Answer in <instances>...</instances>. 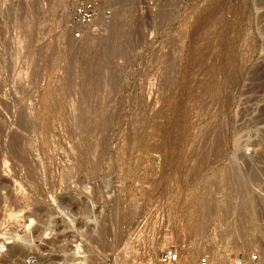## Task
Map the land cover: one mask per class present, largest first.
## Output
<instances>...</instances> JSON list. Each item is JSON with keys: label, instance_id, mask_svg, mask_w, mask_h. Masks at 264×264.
Instances as JSON below:
<instances>
[{"label": "rangeland", "instance_id": "rangeland-1", "mask_svg": "<svg viewBox=\"0 0 264 264\" xmlns=\"http://www.w3.org/2000/svg\"><path fill=\"white\" fill-rule=\"evenodd\" d=\"M261 27L264 0H0V235L36 226L6 264L77 240L86 264H264L238 175L264 147Z\"/></svg>", "mask_w": 264, "mask_h": 264}, {"label": "bare ground", "instance_id": "bare-ground-1", "mask_svg": "<svg viewBox=\"0 0 264 264\" xmlns=\"http://www.w3.org/2000/svg\"><path fill=\"white\" fill-rule=\"evenodd\" d=\"M261 29H262V27H261ZM263 29H264V27H263ZM262 29V30H263ZM211 64V63H210ZM251 157H249L248 156V159H246V161L244 162V164L242 165V164H239V170L240 169H244V171H242V173L240 172L238 175H241V177H242V179H244L245 181H247V183H248V185H249V188L248 189H252L253 190V188H254V190H255V188L257 187H259L260 186V188H262V189H260V193L258 192V196H256V194H255V198H256V200L255 201H257L258 200V202L256 203V205L258 204V203H260V201L262 200V199H264V187H262V185H263V183H264V147L261 149V151H259V152H257L256 154H254V155H250ZM242 165V166H241ZM250 169V170H249ZM237 170V169H236ZM235 170V172H238V170L236 171ZM230 171H233V170H231L230 169ZM229 171V172H230ZM249 171L251 172V173H249ZM234 171H233V173H235ZM237 173H235V174H231L232 175V177H230V178H236V176H234V175H236ZM230 175V174H229ZM246 183V184H247ZM245 184V185H246ZM246 187V189H247V185L245 186ZM256 188V189H257ZM251 190V191H252ZM250 191V192H251ZM254 192V191H253ZM252 192V193H253ZM256 192V191H255ZM253 195H254V193H253ZM252 195V196H253ZM210 204H211V202H209ZM264 203V202H263ZM248 204V205H247ZM250 203H247V202H242L241 203V205H243V206H241L240 208H241V211H240V216H241V218H243V219H245V217H247V215H245V214H247L248 212H250L251 211V209H250V205H249ZM261 204V203H260ZM206 205V204H205ZM205 205H203V206H205ZM252 205V204H251ZM255 205V204H254ZM208 207H209V204H208ZM211 207H212V205H211ZM214 207V206H213ZM212 207V208H213ZM207 207H205L204 209H206ZM202 209V208H201ZM210 209V208H209ZM214 209V208H213ZM207 211V210H206ZM205 211V212H206ZM211 211V210H210ZM209 211V212H210ZM213 211V210H212ZM211 211V212H212ZM203 212V211H202ZM247 212V213H246ZM214 213H215V211H214ZM229 213V212H228ZM251 213V212H250ZM225 214V213H224ZM249 214V213H248ZM226 215H227V212H226ZM239 215V214H238ZM229 216V215H228ZM242 219V220H243ZM26 222H28V221H26ZM33 225H35L34 223H33V220H31V223L29 224V225H27L26 223H25V231H22L23 233V235H21V234H19V232H12L14 235H13V238H14V244L10 247V248H8V250H7V252L2 256V257H4V260L3 261H5V263H3V264H6V260H7V258L8 259H11L10 261H14V259L16 260V256H17V252H16V247L17 248H19L20 247V245H17V242L18 243H20V242H22L23 243V245L21 246L22 248H23V246L25 247V248H27V250L30 248V247H32L33 246V241L29 238V235L31 234V232L32 231H34V229L32 228V231H31V227L33 226ZM234 226V225H233ZM24 227V226H23ZM33 227H36V226H33ZM233 228V227H232ZM236 228H237V226H236ZM233 230V232H235L236 233V229H232ZM235 230V231H234ZM16 231V230H15ZM31 231V232H30ZM30 232V233H29ZM21 233V232H20ZM40 239H42L43 237H44V239H47V237H48V230H46V229H44L43 231H40ZM42 237V238H41ZM78 241V240H77ZM76 241V244L74 245V246H71V248H67V251H68V253L66 254V255H64V256H62L61 258H60V260L58 261V260H55L54 262H53V260H52V262L51 263H49L48 261L45 263L44 262V260L42 261L43 263H39V264H86V256H85V252H84V246H82V244H80L79 242H77ZM71 242H73V241H71ZM3 245V243H1L0 242V246H2ZM65 245V244H64ZM63 246V245H62ZM62 246H61V248H62ZM66 246V245H65ZM130 246V245H129ZM128 246V247H129ZM21 247H20V249H21ZM70 247V246H69ZM131 247H132V245H131ZM160 247V246H159ZM66 248V247H65ZM63 249H64V246H63ZM62 250V249H61ZM65 250V249H64ZM21 251H23V250H21ZM26 251V250H25ZM66 251V252H67ZM132 251V250H131ZM65 252V251H64ZM20 253V252H19ZM134 254V253H133ZM20 255V254H19ZM22 255V254H21ZM149 256V255H148ZM20 257V256H19ZM24 258V256L22 257V259ZM131 259V258H130ZM28 260V259H27ZM27 260H25V258L23 259V260H21V264H33L32 263V260L31 261H27ZM45 260H47V259H45ZM192 264H193V262H194V260H195V257L193 256L192 257ZM9 261V260H8ZM128 261V260H127ZM196 261V260H195ZM123 262V261H122ZM121 263V262H120ZM195 263V262H194ZM14 264V263H13ZM123 264V263H122ZM126 264V263H125ZM133 264H135V262L133 263ZM176 264H179V263H176ZM196 264V263H195ZM257 264H261V263H257Z\"/></svg>", "mask_w": 264, "mask_h": 264}, {"label": "built area", "instance_id": "built-area-1", "mask_svg": "<svg viewBox=\"0 0 264 264\" xmlns=\"http://www.w3.org/2000/svg\"><path fill=\"white\" fill-rule=\"evenodd\" d=\"M96 15V8L94 6L93 3L89 2V1H85L83 3H80L77 7V9L75 10V20H77V22L79 24L82 25H86L88 22H90V20H92ZM82 35L80 33H77V35H75V37H81ZM13 233L11 231H6L3 232L0 235V242L3 243L2 246H0V264L5 263L4 257H2L8 250V248H10L13 244H14V238H13ZM17 245L22 246L23 243L17 242ZM258 260V256L255 255L253 257V261L250 263H243L241 261H238L234 264H254L255 261ZM160 261L162 264H176L179 263L180 261V254L169 248L167 250H165L161 257H160ZM200 264H216L215 262L211 261L209 258L205 257L203 259H201Z\"/></svg>", "mask_w": 264, "mask_h": 264}]
</instances>
